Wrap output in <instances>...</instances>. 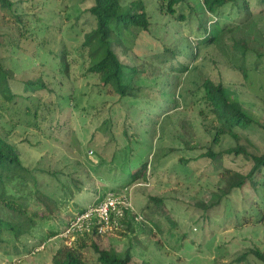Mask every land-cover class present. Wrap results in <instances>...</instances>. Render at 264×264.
Instances as JSON below:
<instances>
[{
    "label": "rangeland",
    "instance_id": "rangeland-1",
    "mask_svg": "<svg viewBox=\"0 0 264 264\" xmlns=\"http://www.w3.org/2000/svg\"><path fill=\"white\" fill-rule=\"evenodd\" d=\"M11 1H13L11 13L16 16L23 15L21 27L18 26L21 31L18 32L12 14L9 13L10 16L8 14L11 21L7 23L8 17L1 19L7 12H0V59L10 77H15L10 85L16 95L12 102L15 100L17 102L12 107H20L18 100L22 102V99L19 97L30 96L41 89V84H45L62 97L58 103L51 106L45 118L47 121L41 122L43 117L40 119L39 128H43L46 135L58 129L69 128L67 133L53 135L52 137L56 139H52L45 135H37L31 129L24 131L21 126L16 125L15 132L22 135H13L12 142L18 148L22 162L28 167L37 166L43 170L82 175L81 179L86 182L85 188L90 191L87 196L83 195L82 201L89 198V203L95 204L97 200H102L105 193L107 195L105 194L103 199L121 198L123 204L120 205V212L125 213L127 219L134 222L129 233L122 228L116 234H107L101 238L93 237L88 241L87 247L82 250L84 264H100L97 254L89 246L90 243L100 250H113L118 259H122L124 252L129 250L128 264H228L251 248L264 253L263 192L255 193L247 186L242 191L233 193L229 200L222 201L206 214L201 215L197 211V205L215 201L212 191L217 184L220 167L224 165L225 168H234L239 165L229 160L221 161L219 156L214 160L193 161L207 152L208 148H211L214 154H219L233 144L229 138L221 137L218 143L210 145L211 141L200 125L206 121L196 114L202 107L198 101L190 109L179 107L171 113H167L166 110L157 120V125L143 127L146 124L144 119L152 120L150 119L152 116L142 115L152 110L150 106L143 102H133L132 108L127 102H117V97L103 95L95 97L96 90L93 84L97 81L92 78L83 79L81 76L84 74V68L81 67L76 49L80 47L83 36L95 26L94 20L86 12L90 7V1ZM143 1L151 9L149 3L151 1ZM186 2L194 4L197 0ZM260 10L252 7V12L262 14H258L252 19L254 22L250 21L240 32L235 33L234 38L243 40L248 51L254 52L246 56L247 66L250 67L255 62L257 70L263 73V77L252 73L247 80L242 79L240 74L221 60L218 49L209 48L198 52L192 64L196 69L192 68L187 77L181 78L178 91L188 90L203 76L214 81L220 80L229 95L236 96L244 102L247 105L245 109L264 125V10ZM187 25L191 30L183 27V36L193 37L197 23L190 20ZM20 34L27 40L20 44L19 48L14 46V49H10L9 44H15ZM65 50L67 57L62 58ZM133 53L136 56L140 55L138 48L134 49ZM120 58L127 62L124 55ZM10 60L17 66V71L11 70ZM179 61L185 62L181 59ZM142 62L147 65L146 75L149 78L153 74H160V71L151 68L147 61ZM67 66L69 67L65 75ZM91 87L94 89L91 90ZM72 92L75 97L82 95V101H77V105L84 107L86 117L80 113V108L79 110L76 107L66 108L68 95ZM55 97L53 94L50 100L56 101ZM155 98L152 104L160 105L166 102L162 95ZM55 105H61L68 112H60ZM167 116H170V119H166ZM18 117V113L13 115L12 124L19 121ZM4 120H9V117L4 115ZM179 122L187 123L191 128L188 132L185 128V134H189L190 137L187 139V147L180 145L177 138L180 134ZM139 127L142 129L139 130ZM124 130L128 136L136 134L135 138H139L143 145L154 149L163 148L164 153L168 151L170 153L164 155L157 170L147 181L139 180L126 190H120L119 183L114 185L100 181L99 177L92 173L91 167L97 165L100 160L110 161L113 154L118 149L121 150L124 145ZM24 134L33 140L35 148L22 143ZM239 137L243 141L253 142L260 153L264 152V144L260 143L259 136L240 132ZM89 139H94V143L89 142ZM91 145L95 148H88ZM183 163H189L193 169L192 178L199 177V180H184L186 176L180 167ZM256 179L260 184H264L262 174H256ZM89 187L95 188V192H91ZM110 190L114 193H108ZM42 192L55 200H60L61 193L55 180L45 183ZM124 197L127 201H124ZM159 201L161 203L157 204ZM77 202L81 205L79 200ZM77 211L78 208L71 203L62 207L45 228L37 230L34 234L36 238L29 240L25 246L23 241L1 243L0 264H53L52 259L57 250L62 246H72L77 242L76 236H84L87 231L86 228L73 225L75 230L67 232L69 230L66 226L67 220ZM135 217L142 219L136 220ZM149 220H152L153 225ZM55 230L61 233L52 238L46 236L47 231ZM239 264L263 263L252 256H247Z\"/></svg>",
    "mask_w": 264,
    "mask_h": 264
},
{
    "label": "trees",
    "instance_id": "trees-1",
    "mask_svg": "<svg viewBox=\"0 0 264 264\" xmlns=\"http://www.w3.org/2000/svg\"><path fill=\"white\" fill-rule=\"evenodd\" d=\"M88 1L91 4L86 12L94 20L95 26L83 36V41L76 50L81 67L84 68V74L81 75L83 79L92 78L97 81L93 84L96 90L95 97L99 98L101 95L117 97V102H127L129 107L133 106V102H143L150 106L152 110L142 115L152 116L150 118L152 120L144 119L146 124L143 127L157 125V120L166 110L167 113H171L179 107L190 109L198 101L202 107L196 114L206 121L205 124L201 122L200 125L204 134L210 139V145L218 143L221 137H227L233 142L232 146L219 154H214L211 148H208L207 152L193 159V161L214 160L219 156L221 161L229 160L239 164L234 168H225L224 165L220 167L217 184L212 191L215 201L197 205V211L204 215L222 201L229 200L233 193L240 192L247 186L255 193L260 191L264 193V184H260L256 179V174H262L264 177V152L260 153L253 142L243 141L239 137L240 132H247L259 136L260 143L264 144V125L245 109L247 105L244 102L236 96L229 95L220 80L214 81L203 76L199 81L193 82V87L178 91L181 78L187 77L192 68L196 69L192 64L198 52L209 48L218 49L221 60L223 59L226 65L240 74L242 79L247 80L252 73L263 77V73L257 70L255 62L250 67L247 66L246 56L254 52L248 51L246 43L243 40H236L234 34L240 32L250 21L254 22L252 19L258 14H262L252 12V7L264 10V0H197L194 4L187 3L186 0H150L151 9L143 0ZM12 7L13 1L0 0V12H7V15L1 16L2 20L8 17ZM12 16L13 23L17 27L20 26L23 15L12 14ZM9 18L11 17L7 18V23L11 21ZM190 20L197 23L196 33L193 37L183 36V27L188 31L191 30L187 25ZM17 30L21 31L19 27ZM25 40L27 39L20 34L15 44H9L10 49H14V46L19 48ZM136 48L140 52L138 56L133 53ZM121 55L125 56L127 62L121 60ZM61 56L67 57V51L65 50ZM180 59L185 62L179 61ZM142 60L147 61L151 68L159 70L160 74H153L149 78L146 75L147 65H144ZM9 64L13 72L18 70L12 60ZM14 80L15 77H10L0 59V244L23 241L25 246L29 240L36 238L34 234L37 230L45 228L62 207L71 203L78 208V211L67 220L66 226L69 228L76 218L95 207L101 199L95 204L89 203V198L81 200L83 195L87 196L90 191L86 190V182L78 173L64 174L24 165L18 148L12 142L13 135H22L15 132L16 125L21 126L24 131L31 129L37 135H45L52 139H56L52 137L53 135L67 133L69 128L58 129L48 135L43 128H39L41 122L47 121L45 118L51 106L58 103L59 98L62 97L45 84H41V89L30 96L19 97L22 99V102L18 100L21 106L13 108L17 100L12 102L16 95L10 84ZM94 88L91 87V90ZM53 94L56 95V101L50 100ZM159 95H162L166 102L160 105L152 104L151 102H154L155 97ZM68 96L66 108L76 107L78 110L80 108V113L86 117L84 107L77 105V101H82V95L75 97L72 92ZM55 107L62 113L68 112L61 105ZM154 110L157 112L153 113ZM16 113L19 121L12 124L13 115ZM4 115H7L9 120H4ZM166 119H170V116ZM89 122L91 123V119ZM178 126L179 144L187 147V139L190 137L189 134H185V128L187 132L191 128L184 122H179ZM141 129L139 127V130ZM134 135L136 134L128 136L127 131L124 130V145L121 150L118 149L113 154L110 161L100 160L93 167L88 162L92 173L97 175L100 181L114 185L119 183L121 184L119 189L126 190L128 186L139 180L147 181L148 177L157 170L164 155L170 153V151L164 153L163 148L147 147ZM24 136L22 143L35 148L33 140L25 134ZM93 140L89 139V142ZM93 147L91 145L88 148L93 149ZM188 164L183 163L180 167L186 176L184 180L192 181L193 169ZM242 168L247 170L243 171ZM63 178L64 181L61 180ZM52 180L58 182L61 193L59 201L42 192L45 183ZM196 180H199V177L194 179ZM89 189L95 192V188L89 187ZM109 193L114 192L110 190ZM78 200L82 206L78 204ZM112 218L110 215L111 220ZM90 221L92 224L84 236H76L77 242L72 246H62L57 250L52 259L53 264H84L82 250L87 247V242L93 237L101 238L107 235L97 234L95 214H92ZM149 221L153 225L152 220ZM133 223L123 214L118 228L113 229L111 234L118 233L122 228L129 233ZM47 233L46 236L52 238L61 232L55 230ZM89 246L97 254L100 264H128L130 261L129 250L124 252L122 259H118L113 250H100L91 243ZM247 256H252L264 264V253L256 248L239 254L228 264H239Z\"/></svg>",
    "mask_w": 264,
    "mask_h": 264
},
{
    "label": "built area",
    "instance_id": "built-area-1",
    "mask_svg": "<svg viewBox=\"0 0 264 264\" xmlns=\"http://www.w3.org/2000/svg\"><path fill=\"white\" fill-rule=\"evenodd\" d=\"M124 201H127V198L124 197ZM123 204L121 198L113 199L107 198L103 199L98 205H96L92 209H88L83 215L76 218V220L72 223L71 227L67 231L68 233L75 230V227H83L86 228V232L89 231L91 226L90 217L92 214H95L97 222H96V232L97 234H106L111 232L113 229L117 227L116 219H119L123 216V212H120V208ZM124 206V205H123ZM110 215L113 219H110ZM136 220H141V217H135ZM75 227H72V226ZM85 231V230H84Z\"/></svg>",
    "mask_w": 264,
    "mask_h": 264
},
{
    "label": "clouds",
    "instance_id": "clouds-1",
    "mask_svg": "<svg viewBox=\"0 0 264 264\" xmlns=\"http://www.w3.org/2000/svg\"><path fill=\"white\" fill-rule=\"evenodd\" d=\"M108 193H109V192H108ZM111 194H112V193H111ZM106 195H107V194H106ZM106 195H105V196H106ZM102 200H103V199H102ZM102 200H101V201H102ZM101 201H100V202H101ZM100 202H99V203H100ZM99 203H98V204H99ZM98 204H96V205H98ZM93 208H94V207H93ZM123 214H125V213H123ZM112 219H113V218H112ZM121 219H122V217L119 218V219H116V222H117V227H116V228H118L119 220H121ZM141 219H142V218H141ZM71 225H72V224H71ZM71 225H70V227H71ZM70 227H69V228H70ZM69 228H68V229H69ZM116 228H115V229H116ZM85 232H86V231H85ZM111 232H113V231H111ZM111 232L106 233V234H111ZM86 233H87V232H86Z\"/></svg>",
    "mask_w": 264,
    "mask_h": 264
}]
</instances>
